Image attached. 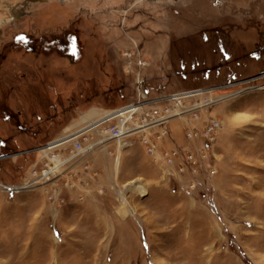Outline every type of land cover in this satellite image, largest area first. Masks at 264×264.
<instances>
[{
    "label": "rangeland",
    "instance_id": "1",
    "mask_svg": "<svg viewBox=\"0 0 264 264\" xmlns=\"http://www.w3.org/2000/svg\"><path fill=\"white\" fill-rule=\"evenodd\" d=\"M0 4L5 186L38 179L41 148L67 130L137 100V73L126 70L138 50L149 100L195 89L220 99L199 120L168 124L166 146L183 153L172 166L135 141L111 145L119 162L96 161L98 151L26 192L2 187L0 264H264V0ZM214 117L211 145L186 138ZM185 153L197 157L196 176L178 171ZM78 177L89 185L73 187Z\"/></svg>",
    "mask_w": 264,
    "mask_h": 264
},
{
    "label": "built area",
    "instance_id": "2",
    "mask_svg": "<svg viewBox=\"0 0 264 264\" xmlns=\"http://www.w3.org/2000/svg\"><path fill=\"white\" fill-rule=\"evenodd\" d=\"M132 56L131 53L126 55L130 60ZM148 66L149 63L141 56L139 50L136 59L133 60L132 58L127 64L126 71L128 73H133V71L135 74L137 73L136 101L115 109L99 112L92 118L67 130L63 136L41 148L43 153L48 154L45 155L47 162L44 167L39 172H33V175L38 179L19 187H9L0 183V189L3 187L10 192L21 193L40 184L43 180L45 181L44 184H47L61 167L71 164V168H74L92 158L91 156L98 151L114 157L119 162L120 155L110 149L111 145H116L120 150L130 149L135 145V141L154 160H161L168 167L175 164L182 158L183 153L181 149L166 146V141L169 138L168 124L175 119L199 120L202 114L220 99H213V92L215 91L213 89H195L162 95L159 98L149 100L148 92L142 90L145 80L141 75ZM164 102L168 104L161 105ZM220 128V122L214 117L207 122L203 129L197 130L194 126L188 128L186 138L189 141H203L211 145ZM61 149L64 150L62 155L56 153ZM199 157L205 159L206 154L201 153ZM184 161L183 165L178 167L179 173L189 172L192 176H196L199 171L196 155L185 153ZM91 168V164L85 163L83 171L91 172L93 177H98L99 173L92 171ZM211 173L213 174L214 171ZM76 181L72 184L73 187L77 185L82 187L88 184L84 177H78ZM82 181L84 182L83 185H81ZM68 182L67 179L66 185H69Z\"/></svg>",
    "mask_w": 264,
    "mask_h": 264
},
{
    "label": "crops",
    "instance_id": "3",
    "mask_svg": "<svg viewBox=\"0 0 264 264\" xmlns=\"http://www.w3.org/2000/svg\"><path fill=\"white\" fill-rule=\"evenodd\" d=\"M177 122V121H176ZM170 130H171V135L173 136V137H175L177 140H179L178 139V137H180V130H179V128L177 127V125H175V123H172L171 125H170ZM94 158H96V161H97V159H99V158H102V159H104V160H106V161H109V156H107L106 154H96L95 156H93ZM93 158V159H94ZM95 161V160H94Z\"/></svg>",
    "mask_w": 264,
    "mask_h": 264
},
{
    "label": "flooded vegetation",
    "instance_id": "4",
    "mask_svg": "<svg viewBox=\"0 0 264 264\" xmlns=\"http://www.w3.org/2000/svg\"><path fill=\"white\" fill-rule=\"evenodd\" d=\"M31 1H34V0H31ZM1 5V4H0Z\"/></svg>",
    "mask_w": 264,
    "mask_h": 264
},
{
    "label": "snow or ice",
    "instance_id": "5",
    "mask_svg": "<svg viewBox=\"0 0 264 264\" xmlns=\"http://www.w3.org/2000/svg\"><path fill=\"white\" fill-rule=\"evenodd\" d=\"M21 39H23V37H21Z\"/></svg>",
    "mask_w": 264,
    "mask_h": 264
},
{
    "label": "bare ground",
    "instance_id": "6",
    "mask_svg": "<svg viewBox=\"0 0 264 264\" xmlns=\"http://www.w3.org/2000/svg\"><path fill=\"white\" fill-rule=\"evenodd\" d=\"M261 89H264V88H261Z\"/></svg>",
    "mask_w": 264,
    "mask_h": 264
}]
</instances>
